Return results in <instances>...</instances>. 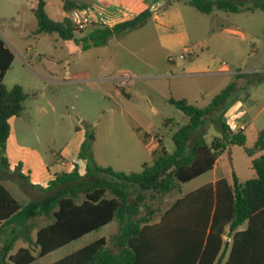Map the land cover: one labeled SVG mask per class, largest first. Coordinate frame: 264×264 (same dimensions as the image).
Instances as JSON below:
<instances>
[{
    "label": "rangeland",
    "instance_id": "374dc122",
    "mask_svg": "<svg viewBox=\"0 0 264 264\" xmlns=\"http://www.w3.org/2000/svg\"><path fill=\"white\" fill-rule=\"evenodd\" d=\"M64 1L68 0H44L49 19L59 22L68 17L70 12L63 10ZM70 1L86 7L96 0ZM164 1L160 9L166 11L159 12L158 21L149 19L122 38L112 37L102 45L79 52L77 47L92 42L91 26L81 34L75 33L70 41L56 34H35L34 11L38 0H0V38L14 55L3 84L7 88L18 85L24 93L37 94L24 101L19 117L10 119L11 135L6 148H0V157L10 162L4 173L12 177L3 182L18 202L25 206L33 200H42L49 195L47 185L54 176L75 169L83 180L94 182V177L106 183L120 182L96 172L94 166L116 173L141 172L142 164L152 161L151 157L143 159L138 147L143 132L152 137L149 147L155 146L154 136L159 135L165 150L173 153L172 134L177 130L176 125H186L188 118L169 104L170 98L185 99L193 106L205 108L234 80L239 84L236 93H244L242 97H246L245 93H264V11L235 14L213 10L211 14H202L189 4L190 0ZM242 2L251 6L264 0ZM173 34L187 35V40L181 43L176 39L170 50H166L162 37ZM79 35H83L80 40ZM184 45L194 53L193 62L188 60ZM199 59L209 64L214 61L220 69L235 74L185 76L187 69ZM240 72L249 74L251 82L263 80L251 87L252 83L248 84L246 79L236 80ZM230 104L229 100L223 111ZM251 105L252 112H260L263 120L264 97ZM166 120H172L175 125L165 127ZM212 123L208 118L202 130L207 142L219 135ZM255 134L249 128L247 146L253 144ZM89 135L93 136L91 150L83 159L79 153ZM234 160L235 171L242 174V162L237 157ZM220 169L228 176L231 165L227 158L221 162ZM207 177L181 184L180 193L174 191L164 197L155 191L129 187V200L134 202L143 193L140 215L148 211L162 214L181 193L201 186ZM27 189L42 192L31 198ZM107 197H111L110 193ZM39 221L43 223L44 219ZM113 230L114 224L106 225L37 258L32 264H52L100 238L107 239L108 246L114 248ZM38 252L37 248L33 250L34 255ZM225 260L226 256L220 264Z\"/></svg>",
    "mask_w": 264,
    "mask_h": 264
},
{
    "label": "trees",
    "instance_id": "16d2710c",
    "mask_svg": "<svg viewBox=\"0 0 264 264\" xmlns=\"http://www.w3.org/2000/svg\"><path fill=\"white\" fill-rule=\"evenodd\" d=\"M63 10L72 12L85 5L64 1ZM189 4L202 14L213 10L230 13L264 11V3L245 6L242 0H190ZM37 19L35 34H56L62 40L74 39L78 31L69 18L54 22L45 12L44 0H38L34 11ZM152 13L145 11L135 19L113 28L101 27L91 31V44L82 45L84 51L104 44L112 35H123L143 26ZM14 59L12 51L0 38V148L4 150L10 136L9 120L23 112L29 95L15 85L7 88L3 77ZM236 80L246 79L254 86L263 78L250 81V75L238 73ZM236 81L215 95L209 105L198 108L185 99L170 98L187 118L186 125L177 126L172 135L174 152L164 147L154 153L152 162L142 166L139 173L113 172L97 166L95 171L109 175L120 183L83 180L78 170L61 173L48 184L49 195L38 202L22 205L3 185V172L9 163L0 157V237L8 234L0 264H31L37 258L56 251L81 237L96 231L111 222H117L119 232L114 237V248L100 238L52 264H220L226 255V235L232 237L229 254L223 264H264V252L255 248L264 241L255 237L264 236V154L253 160L256 177L232 182L221 178L177 198L162 214L160 220L151 223L152 211L140 215L144 194L130 202L129 187L141 191H155L164 197L174 191L180 192L181 184L188 183L211 171L219 156L228 147H245L246 135L242 129L233 130L224 121L223 108L237 92ZM221 110V111H220ZM211 118L220 137L210 145L204 139L203 129ZM172 120H166L168 126ZM140 133V130H137ZM148 134L142 133L145 142ZM93 136H87L79 153L86 159L91 150ZM264 150V130L247 153L252 155ZM88 176L91 169L87 167ZM92 177V176H91ZM86 182V185L83 184ZM80 185L79 188H75ZM110 193L111 197H107ZM82 195V198H80ZM142 203V204H141ZM144 208L146 206L144 205ZM39 218L44 219L41 223ZM247 224L246 229H239ZM35 232V241L32 233ZM21 247L10 254L16 241ZM33 248L39 250L33 254ZM264 250V249H263ZM262 250V251H263ZM254 251V252H253Z\"/></svg>",
    "mask_w": 264,
    "mask_h": 264
},
{
    "label": "crops",
    "instance_id": "0c3cea01",
    "mask_svg": "<svg viewBox=\"0 0 264 264\" xmlns=\"http://www.w3.org/2000/svg\"><path fill=\"white\" fill-rule=\"evenodd\" d=\"M106 3H108V4H106ZM164 4H165L164 0H117V1H114V0H96L95 2H92L91 4H87L86 6L93 5L101 13L100 22H98V24H94L93 26H91L94 30V29L101 28V27H108L111 29V28H113V27H115L121 23L135 19L138 15H140L141 13H143L145 11H150L152 13V17L150 19H152L154 21H158L160 19L159 12L163 11V13H164V11H166V8L160 9V7L164 6ZM156 11H158V12H156ZM63 14H64V12H63ZM127 33H124L123 35H120V36L112 35L108 39H110L112 37L122 38ZM82 37H83V35L82 36L79 35L78 39L80 40V39H82ZM176 39L182 41L181 43H183V41L187 40V35H182V36L174 35V34L173 35H166V36L162 37V40H161L162 46L166 50H170V48L173 46ZM184 47H185L186 53L187 52L190 53V55L188 56V60L193 62V60L195 58L194 53H192L186 45H184ZM77 50L79 52L80 51L84 52V50L82 49V45L77 47ZM196 62H198V63H196ZM240 73H243V72H240ZM227 74H235V73L228 71L227 69H225V70L220 69L214 61L209 64V63H206L204 59H199L198 61H195V63L192 65V67L187 69L186 74H184V75L185 76L202 77V76H209V75H227ZM237 86L239 87L238 83H237ZM254 86H251V87H254ZM242 94H244V93H235L231 97L230 107L228 110L223 111V114H224L225 122L230 126L231 129H233V130L242 129L243 130V132L246 135L245 147H228L219 156V158L216 160V163L214 164V167L211 171H209V172L199 176L198 178L192 180V181H196L199 178H202L203 176L208 175L206 182L203 183L201 186L194 188L188 192L181 193L180 197L189 193V192H192V191H194V190H196V189H198V188H200L206 184L215 183L217 180H219L221 178H226L227 180H229V182H232L234 177H236L240 181H246V180H249V179L256 177V172L253 169L252 162L254 159H256V158L260 157L262 154H264V150L258 151L252 155H249L247 153V149H251L254 146V144L258 138L259 133L264 130V119L262 120V118L260 116V112L254 114L252 112L253 105H251V106H249V105L255 104V102L257 100H261L264 97V93H255V95H251L250 93H245L246 97H242ZM9 124H10V122H9ZM212 124H214V123H212ZM174 125L175 124L170 123L168 126L173 127ZM209 127L207 128V130L209 129ZM251 127L253 128L254 132L256 133L255 134L256 136H255V140H254L253 144L251 146H247V141H248L247 131ZM143 133H145V132H143ZM206 133H207V131H206ZM146 134H148V133H146ZM10 135H11V132H10ZM217 137H220V134L218 136H215L214 139ZM150 138H152L151 135H149V137L146 139L145 142L141 138V140L138 142V144H139L138 147H140V153L142 154V156H144L143 159H147L148 157H151L153 160L154 153H158L161 150V148L164 147V144H163L162 138L159 135H155L154 138L156 139V144L153 148H151L148 146V141ZM206 143L208 145H210L212 142L206 141ZM235 148H238V149H235ZM236 150H238V151H236ZM235 157H237V159L242 162V166H243L242 167V174L238 173L234 169V161H235L234 158ZM224 158H227V160L229 161V163L231 165V171L229 172L228 176H224L221 169H220V164L224 160ZM8 163H9V167H10V162L8 161ZM140 163H141V161H140ZM143 165L144 164H142V166ZM66 173H69V172H66ZM121 173L130 174L128 172H123V171ZM131 173H133V172H131ZM2 174H3V179H12V177L5 174L4 172ZM55 177L56 176H54L53 179ZM192 181H190V182H192ZM190 182H188V183H190ZM3 185H4V182H3ZM5 188H6V186H5ZM6 189L8 190V188H6ZM39 192H42V191L36 190V189H27V193L30 195L31 198L33 197V195H35L36 193H39ZM180 192H181V190H180ZM180 192H178V193H180ZM33 202H38V201L33 200ZM155 215H156V218H155ZM153 216H154V218H153ZM160 217H161V213L155 214L153 212V214L151 216V223L158 222L160 220ZM110 224H114V230H113V234L111 237L112 239H114L115 235L119 232V225L115 221L111 222ZM246 227H247V224H244L239 229L244 230V229H246ZM8 234L9 233L7 232L0 237V256L2 254L3 245L6 241V239L8 238ZM32 238H33V241H35V232L32 233ZM105 240H107V239H105ZM225 240L228 243L227 247H226V255H225L226 259H227L228 254H229V248H230V245L232 243V237H229L228 235H226ZM253 240H256V242H258L259 240L264 241V236H260V237L257 236ZM107 242H108V240H107ZM18 243H19V246L16 245ZM27 246H28L27 244L23 243L21 240H18L15 242L13 250L11 251L10 254H14L17 252V250L19 248L27 247ZM35 249L36 248H33V250H35ZM263 249H264L263 245L259 244L255 248V251H256V253L257 252H264Z\"/></svg>",
    "mask_w": 264,
    "mask_h": 264
},
{
    "label": "built area",
    "instance_id": "2783aa9c",
    "mask_svg": "<svg viewBox=\"0 0 264 264\" xmlns=\"http://www.w3.org/2000/svg\"><path fill=\"white\" fill-rule=\"evenodd\" d=\"M67 18L71 20L78 30L76 32L77 34L82 33L86 28L93 26L94 24H98L101 19V13L95 6L91 5L72 11ZM186 55L189 56L190 53L187 52Z\"/></svg>",
    "mask_w": 264,
    "mask_h": 264
},
{
    "label": "water",
    "instance_id": "95a60500",
    "mask_svg": "<svg viewBox=\"0 0 264 264\" xmlns=\"http://www.w3.org/2000/svg\"><path fill=\"white\" fill-rule=\"evenodd\" d=\"M225 121V120H224Z\"/></svg>",
    "mask_w": 264,
    "mask_h": 264
}]
</instances>
